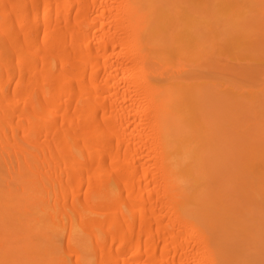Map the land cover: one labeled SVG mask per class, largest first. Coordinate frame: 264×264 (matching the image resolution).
<instances>
[{"label":"bare ground","instance_id":"bare-ground-1","mask_svg":"<svg viewBox=\"0 0 264 264\" xmlns=\"http://www.w3.org/2000/svg\"><path fill=\"white\" fill-rule=\"evenodd\" d=\"M206 2L0 0V215L21 241L15 264H246L254 234L228 243L239 200L207 178L217 112L244 109L210 80ZM234 3L232 29L247 19Z\"/></svg>","mask_w":264,"mask_h":264},{"label":"rangeland","instance_id":"rangeland-1","mask_svg":"<svg viewBox=\"0 0 264 264\" xmlns=\"http://www.w3.org/2000/svg\"><path fill=\"white\" fill-rule=\"evenodd\" d=\"M207 1L208 3L205 4H207L206 11L208 12L206 14L210 15L208 17L213 16L215 13L221 19L214 20V22L213 19L217 17L213 16L214 18L210 20L215 26V29L212 30L213 33L210 34H214V41L218 43L219 55L216 58L220 57V61L215 59L219 63L213 60L211 73H209L210 80L218 84L216 87L223 90L222 94L226 99L238 100L244 109L243 113L233 112L235 113L233 115L228 108L218 109L219 112L216 114L217 119L215 118L214 123L216 128L213 135L214 150L210 153L206 166L207 178L210 189H215L218 192L228 191L227 196L231 201L228 202V205H232V203L239 200L235 207L232 206L236 209L235 216L237 218L231 222L233 229L228 243L239 242L234 247L230 246V251H234L238 245L245 244L246 241L243 238L246 239V235L254 234L255 241L252 240L246 245L254 247L255 250L249 251L242 247L238 260H245L246 264H264V190H259L260 186L264 187V139H262L264 133H261L264 132V128H262V125H264V16L261 15V19L259 15H254L255 12L251 10L252 7H262L264 9V0H227L228 5L240 1L243 5L241 11L247 18L244 22L240 21L233 29L230 27L231 25L229 26V22L225 21L227 18L222 17L224 14H232L229 10L231 5L228 6L226 3L220 5V2L214 3L220 0ZM231 8L233 7L231 6ZM225 22L227 25H225ZM237 86L245 90L246 94L243 97L240 96L241 92ZM254 89L257 92L252 97L247 91ZM258 140H260V143L256 145ZM252 142H255L256 149L259 148L255 154L247 151V147ZM241 144L246 146V149ZM251 154L254 159L250 161V168L243 171L239 163L244 158L242 155L245 156L244 161H247ZM240 157L242 160H240ZM235 173L244 176L240 184L235 180V177H237ZM2 217L4 216L0 215V242L3 243L4 247L0 249V264H15L17 259L14 257L19 259L20 255L21 257L24 256L21 252L20 254L17 253L19 250L15 251L20 249L22 245L19 243L20 240H18V243H14L19 244L18 246L14 245L13 242L10 243L11 240L4 229V225L9 222L3 223L1 221ZM241 223L244 224L242 231L240 230ZM242 235L244 236L242 237ZM11 244L14 246L12 248L16 247V249H12L14 252L10 249ZM5 251L7 252L6 255ZM5 258H8L9 261ZM20 263L24 264L25 260Z\"/></svg>","mask_w":264,"mask_h":264}]
</instances>
